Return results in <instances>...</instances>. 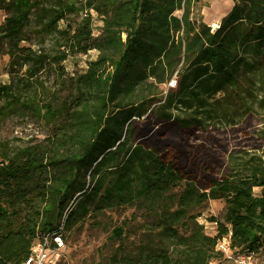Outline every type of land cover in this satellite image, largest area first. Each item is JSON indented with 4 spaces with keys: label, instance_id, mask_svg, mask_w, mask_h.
Here are the masks:
<instances>
[{
    "label": "trees",
    "instance_id": "obj_1",
    "mask_svg": "<svg viewBox=\"0 0 264 264\" xmlns=\"http://www.w3.org/2000/svg\"><path fill=\"white\" fill-rule=\"evenodd\" d=\"M40 1L0 0L8 13L0 40L10 63L23 57L30 64L25 79L0 85V118L26 108L52 127L39 144L0 153V264H21L35 239L49 233L64 239L88 218L122 205L140 206L146 226L174 240L176 249L146 242L114 264H210L223 255L217 245L225 237L234 250L264 253V154L201 190L171 161L134 141V120L149 111L180 127L239 121L227 76L209 63L183 61L178 13L186 0ZM74 11L85 14L76 27L61 28ZM93 12L102 21L98 35ZM33 18L38 32L55 38L53 52L22 45ZM91 50L97 59L77 77L72 93L42 100L33 79L40 68L47 62L60 68L68 56ZM172 79L175 86L164 94L161 86ZM178 188L174 210L171 191ZM210 199L225 201L222 215L209 219L215 235L205 233L200 212L190 213ZM114 232L122 235L121 228Z\"/></svg>",
    "mask_w": 264,
    "mask_h": 264
},
{
    "label": "rangeland",
    "instance_id": "obj_2",
    "mask_svg": "<svg viewBox=\"0 0 264 264\" xmlns=\"http://www.w3.org/2000/svg\"><path fill=\"white\" fill-rule=\"evenodd\" d=\"M40 2L48 5L52 0ZM84 14V11L69 12L59 25L74 28ZM7 15L0 8V26ZM178 15L183 21L184 63H209L227 76L233 86L239 121L233 125L213 122L207 127H180L149 111L141 120H134V141L171 161L201 190H207L212 182L221 184L240 164L251 163L253 158L264 154V0H186L184 10ZM38 23L33 18L28 39L22 45L51 53L57 48L55 38L38 32ZM93 26L98 35L102 21L95 12ZM97 56V50H91L68 56L60 68L49 62L44 64L33 78L37 79L35 84L41 99L68 97L77 77L86 72ZM24 60L19 57L17 65H11L8 47L0 40V85L10 83L12 78L16 82L26 78L30 64ZM170 82L161 86L164 94ZM51 128L29 109L14 108L0 118V153L37 145ZM180 191V188L171 191L174 210ZM254 193L259 195L261 189L255 187ZM224 209V200L210 199L190 213L200 212L197 220L205 233L215 235L217 225L209 219L220 217ZM143 212L140 206L122 205L88 218L83 226L65 233V246L54 256L56 264H114V259L123 253L135 256L146 242L157 247L166 244L174 251L175 241L162 240L159 229L146 226ZM118 228L122 229V235L114 232ZM210 264L234 263L223 253Z\"/></svg>",
    "mask_w": 264,
    "mask_h": 264
},
{
    "label": "built area",
    "instance_id": "obj_3",
    "mask_svg": "<svg viewBox=\"0 0 264 264\" xmlns=\"http://www.w3.org/2000/svg\"><path fill=\"white\" fill-rule=\"evenodd\" d=\"M176 80L172 79L171 86H175ZM63 227V224L60 228ZM64 240L61 233L47 234L33 241L28 257L21 264H56L55 255L64 248ZM217 249L234 264H264V253L257 250H234L230 246L229 238L220 240Z\"/></svg>",
    "mask_w": 264,
    "mask_h": 264
},
{
    "label": "crops",
    "instance_id": "obj_4",
    "mask_svg": "<svg viewBox=\"0 0 264 264\" xmlns=\"http://www.w3.org/2000/svg\"><path fill=\"white\" fill-rule=\"evenodd\" d=\"M213 22H215V21H213ZM213 22H212V23H213ZM207 24H209V23H207Z\"/></svg>",
    "mask_w": 264,
    "mask_h": 264
},
{
    "label": "bare ground",
    "instance_id": "obj_5",
    "mask_svg": "<svg viewBox=\"0 0 264 264\" xmlns=\"http://www.w3.org/2000/svg\"><path fill=\"white\" fill-rule=\"evenodd\" d=\"M216 26H218L217 24H215Z\"/></svg>",
    "mask_w": 264,
    "mask_h": 264
}]
</instances>
